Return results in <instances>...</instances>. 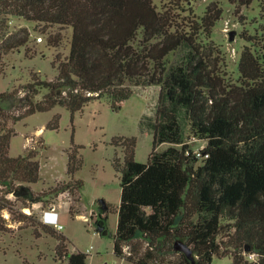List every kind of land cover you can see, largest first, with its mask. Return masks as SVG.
<instances>
[{
    "label": "trees",
    "instance_id": "1",
    "mask_svg": "<svg viewBox=\"0 0 264 264\" xmlns=\"http://www.w3.org/2000/svg\"><path fill=\"white\" fill-rule=\"evenodd\" d=\"M229 1L240 13L253 0ZM188 2L0 0L4 15L0 30L10 15L73 28L69 54H57L54 60L58 68L54 79L35 72L24 95L0 91V103H19L18 113L0 105V185L6 193L32 203L47 202L50 194L74 192L83 185L72 178L59 180L49 192H36L31 183L41 179L38 152L27 149L18 156L10 154L16 134L11 122L56 104L67 106L73 117L88 102L103 97L120 109L134 87L157 84L160 96L148 161L135 158L136 136H116L113 141L125 148V163L119 159L115 163L122 173L115 254L135 264H212L214 257L226 255L233 257L232 264H264V0L255 31L244 28L241 32L247 43L237 79L229 75L224 51L212 39L224 14L221 1L210 2L202 15L193 13ZM240 18L245 21L246 15ZM29 38L27 29L5 32L0 38V75L5 56L27 45ZM62 40L60 33L48 37L53 46ZM181 47L188 50L184 59L169 65L168 55ZM181 109L186 110L194 134L207 140L203 163L197 167L200 157L183 143ZM58 124L56 115L47 127ZM165 142L183 145L159 150ZM81 164L75 147L69 154L68 174L74 175ZM10 203L0 197V232L9 228L1 211L4 207L15 221L34 226L37 235H55L59 259L68 255L64 234ZM108 210V204L103 208L100 202L96 224L103 227V235L109 233ZM69 211L73 216L80 212L72 205ZM139 236L146 240L144 248L134 242ZM177 240L192 245L194 261L175 248ZM251 253L258 254L257 261L247 259ZM87 257L84 251L74 252L68 264H88Z\"/></svg>",
    "mask_w": 264,
    "mask_h": 264
},
{
    "label": "rangeland",
    "instance_id": "2",
    "mask_svg": "<svg viewBox=\"0 0 264 264\" xmlns=\"http://www.w3.org/2000/svg\"><path fill=\"white\" fill-rule=\"evenodd\" d=\"M213 0H189L188 6L192 12L202 15L206 6ZM224 7L223 17L214 27L212 39L221 45L225 58L226 69L235 79L239 77V61L241 52L247 41L241 36L244 28L255 31L260 22L261 0H253L249 6L241 7L236 12V5L229 0H220ZM187 6V7H188ZM240 14L246 15L245 21ZM4 15L0 14V23ZM5 26L0 30V38L7 34L18 33L27 29L30 38L27 45L13 50L5 56V70L0 75V91L16 90L19 96L25 94V85L32 81L33 73H38L44 79H54L58 68L54 65L56 55L62 57L70 52V40L73 28L68 25L45 24L28 20L21 16L5 17ZM257 19V21H256ZM235 30L234 39L230 31ZM60 33L63 40L59 46L48 42L50 34ZM186 47L171 52L168 64L182 61L187 53ZM43 91L42 93H44ZM37 95V99L42 97ZM160 86L151 84L134 87L133 94L123 103L120 109L112 107L109 99L103 97L88 102L83 109L72 117L71 110L61 104H56L49 110L36 111L26 115L16 123V134L12 136L10 154L18 156L27 149L38 152L41 162V179L31 183L36 192L53 190L58 181L80 179L83 185L74 192L63 191L58 195L45 197L47 202H24L15 193H6L0 185V197L9 199L12 207L27 209L35 219L41 220L45 213H53L48 217L49 225L67 237L68 255L59 259L56 255L58 238L50 233H35L34 226L27 222L15 221L8 208H2V215L9 226L8 231L0 232V264H68L69 255L84 251L88 253V264H135L118 256L114 252V237L118 224V206L121 201V171L116 168V160L125 163V148L116 145L114 137H137L135 158L147 162L153 149L154 128L157 107L159 103ZM5 109L18 113L17 107L9 101L0 103ZM59 116L57 128H49L47 124ZM179 120L183 130V143H186L200 157L195 166L203 163L202 150L207 140L194 134L190 119L185 109L179 110ZM183 143L169 142L158 146L164 150L171 145L182 147ZM78 147V155L82 160L79 170L74 175L68 174L69 154ZM105 199L109 206L106 226L109 233L101 234L97 230V220L100 213V200ZM55 209H51L52 204ZM72 205L80 211L71 215ZM34 219V220H35ZM62 224L63 227L59 228ZM40 228H37V230ZM134 242L146 246V240L140 236ZM192 246V245H190ZM127 245L126 249H130ZM174 257V255L172 256ZM233 257L226 255L214 257L212 264H232Z\"/></svg>",
    "mask_w": 264,
    "mask_h": 264
},
{
    "label": "water",
    "instance_id": "3",
    "mask_svg": "<svg viewBox=\"0 0 264 264\" xmlns=\"http://www.w3.org/2000/svg\"><path fill=\"white\" fill-rule=\"evenodd\" d=\"M235 35H236V31L231 30L230 31V38L234 39ZM100 202H101L103 208L107 207V203H106L105 199H101ZM102 229H103V227L100 226L99 224H97V230L100 232ZM175 248L180 250V251H183L189 258H191L194 261L195 258H194V254H193V249L189 243H187L183 240H177L175 243Z\"/></svg>",
    "mask_w": 264,
    "mask_h": 264
},
{
    "label": "clouds",
    "instance_id": "4",
    "mask_svg": "<svg viewBox=\"0 0 264 264\" xmlns=\"http://www.w3.org/2000/svg\"><path fill=\"white\" fill-rule=\"evenodd\" d=\"M25 212L28 213V214H31L27 209L25 210ZM50 215H53V213L45 212V213L41 216V221H42L43 223H49L48 217H49ZM257 256H258V254H256V253H251V254L247 255V259L250 260V261H257ZM257 264H258V262H257Z\"/></svg>",
    "mask_w": 264,
    "mask_h": 264
},
{
    "label": "built area",
    "instance_id": "5",
    "mask_svg": "<svg viewBox=\"0 0 264 264\" xmlns=\"http://www.w3.org/2000/svg\"><path fill=\"white\" fill-rule=\"evenodd\" d=\"M50 208H51V209H55V208H56V204L53 203L52 206H51ZM62 227H63V225L60 224V225H59V228H62Z\"/></svg>",
    "mask_w": 264,
    "mask_h": 264
}]
</instances>
